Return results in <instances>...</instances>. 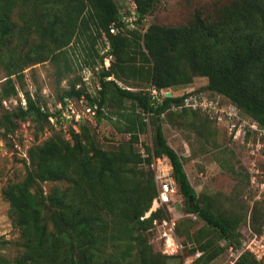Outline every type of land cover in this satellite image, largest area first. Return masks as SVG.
Here are the masks:
<instances>
[{
	"label": "trees",
	"instance_id": "trees-1",
	"mask_svg": "<svg viewBox=\"0 0 264 264\" xmlns=\"http://www.w3.org/2000/svg\"><path fill=\"white\" fill-rule=\"evenodd\" d=\"M28 1L0 0V62L7 73L1 82L0 105L19 95L25 71L34 65L52 61L61 78L74 72L66 50L74 40L82 44L84 64L102 63L97 44L106 34L116 61L110 70L102 71L103 78L114 76L147 89H174L207 78V90L230 100L264 129V0H233L206 17L197 14L186 24H151L145 30L141 27L160 0H133L135 28L117 35L110 34V27L125 24L116 0H32L34 19L19 14L20 24L14 14ZM15 39L30 45L27 49L11 46ZM81 82V76L71 81L58 99L80 97L85 93L77 89ZM103 85L101 108L110 92L121 107L131 101L132 114L125 117V131L131 138L115 150H105L90 128L82 125L79 132L71 130L69 139L55 133L29 149L25 178L3 192L13 226L20 232L21 251L15 264H169V257L155 252L145 236L156 219L169 215L159 209L142 219L157 196L151 168L155 157L169 158L186 211L210 228L196 235L187 233L189 241L197 244L193 251L204 252L196 264H208L224 254L220 246L224 239L241 244L242 219L211 212V204L197 195L183 159L165 137L162 116L183 98L167 97L154 105L147 89L128 90L115 82ZM25 96V107L4 115L7 130L0 138L28 120L38 123L40 131L49 124V114L42 111L47 104L29 92ZM143 113L150 114L154 127V143L146 146L147 156L135 149L148 128ZM102 114L99 110L97 122ZM141 165L149 166V171ZM46 182H67L68 187L47 193ZM263 225L264 210H255L253 225L248 227L260 233Z\"/></svg>",
	"mask_w": 264,
	"mask_h": 264
},
{
	"label": "rangeland",
	"instance_id": "rangeland-1",
	"mask_svg": "<svg viewBox=\"0 0 264 264\" xmlns=\"http://www.w3.org/2000/svg\"><path fill=\"white\" fill-rule=\"evenodd\" d=\"M231 1L233 0H160L141 28L145 30L151 24L183 25L194 20L197 14L206 17L218 6L229 4ZM116 2L121 12H131L135 8L133 0H116ZM32 10V0H29L26 5L18 8L13 19L22 24L18 16L25 13L26 20L32 21L34 19ZM16 44L17 48L24 46L26 49L30 45L15 39L11 46ZM101 44L102 41L99 39L98 48H101ZM81 46L82 44L74 40L66 49L74 72L62 78L59 77L57 67L52 61L34 65L25 71L23 90L19 89L17 97L4 100L0 105L1 134L7 130L4 127V115L16 111L19 106H26V92H29L34 99L37 96L41 97L43 104L49 106L58 99L60 94L69 89L71 81L80 77V65L84 61ZM6 74L4 64L0 62V90L1 82L6 80ZM117 81L116 84L120 88H129L134 91L147 89L146 85H134L122 79ZM208 83L207 78H196L191 85L171 90L172 94L179 96L195 92L217 98L216 93L206 89ZM108 97L100 122L93 121L86 125L101 148L115 150L128 143L131 138V135L125 131L127 128L125 117L132 114L133 109L131 101H126L121 107L117 99H112V92ZM239 117L241 121H245L246 130L249 131L244 144L234 141L235 133L231 134L229 128L217 125L201 112L186 110L184 113L170 110L162 116L165 137L169 145L183 159L189 181L197 195L211 204L209 207L215 216L229 219L241 218L242 222L238 230L243 232L244 237L241 238L243 241L249 232L248 225H253L255 210H264V129L261 127H258V131L251 129L249 124H253L254 120L240 112ZM147 124V131L140 135V141L135 147L137 152L145 156H147L146 146L153 147L154 143V127L151 124V118L150 123ZM74 131L79 132L80 129L74 128ZM55 133H63L68 139L71 137L68 127L57 129L50 124H45V129L40 131L38 123L28 120L14 133L0 138V264H15L21 251L17 244L20 240V232L13 226L9 215L10 203L3 192L10 184L25 178L27 164H29V149L36 144H42ZM140 168L146 172L150 169L146 165H141ZM58 187L64 190L68 187V183H44L47 193ZM177 206L181 216L178 219L177 233L179 230L178 236L185 250L182 255L169 257V264H186L191 261V256L199 251H193L197 244L189 241L187 233L196 235L201 229L210 230V228L204 221L189 217L190 213L186 211L185 202L179 196ZM145 236L155 252L164 255L160 250L156 232L149 228L145 231ZM226 260L227 255L222 254L208 264H222Z\"/></svg>",
	"mask_w": 264,
	"mask_h": 264
},
{
	"label": "built area",
	"instance_id": "built-area-1",
	"mask_svg": "<svg viewBox=\"0 0 264 264\" xmlns=\"http://www.w3.org/2000/svg\"><path fill=\"white\" fill-rule=\"evenodd\" d=\"M136 8L131 10V15L123 12L124 25L116 24L110 27V34L117 35L126 32L127 29L135 28ZM102 44L100 54L103 62L91 67L81 63L80 76L82 82L77 89H85L80 97L64 96L57 99L53 104L42 107V111L48 113L49 124L57 129L68 130L81 128L82 125L96 121L100 107L101 92L104 90L103 82L118 83L114 76L103 78L102 71L110 70L115 60L111 54V43L106 34L101 39ZM126 89V88H125ZM130 90L129 88H127ZM150 94L152 104H162L167 97H181L182 102L174 105L171 110L184 111L192 110L203 113L210 120L220 126L229 128L230 133L234 134V141L245 143L248 133L245 121L239 117L238 108L228 99L221 95L217 98L209 97L204 94L190 92L188 94L174 95L171 89H157L150 87L147 89ZM171 94V96H169ZM93 100V103H91ZM144 121L150 123V114L143 113ZM251 129L259 130L257 122L249 124ZM260 147V146H259ZM145 156V154H143ZM153 171V180L157 190V196L153 200L150 213L144 218H149L153 212L164 209L169 216L163 220L156 219L151 228L157 234L161 252L171 258L184 253L185 247L181 242L178 233L179 215L178 203V185L174 176V168L167 157H155L151 165ZM193 220H199L196 214H189ZM248 235L241 244L230 239H224L220 242V246L225 249L227 260L222 264H264V225L260 233L252 231L248 227ZM204 252L197 251L191 256V261L186 264H196L202 259Z\"/></svg>",
	"mask_w": 264,
	"mask_h": 264
},
{
	"label": "water",
	"instance_id": "water-1",
	"mask_svg": "<svg viewBox=\"0 0 264 264\" xmlns=\"http://www.w3.org/2000/svg\"><path fill=\"white\" fill-rule=\"evenodd\" d=\"M169 96H171V94Z\"/></svg>",
	"mask_w": 264,
	"mask_h": 264
}]
</instances>
